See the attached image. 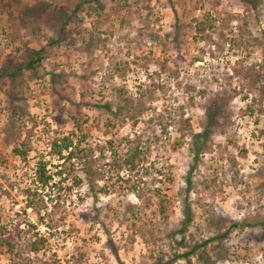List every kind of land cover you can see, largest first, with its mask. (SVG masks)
Returning a JSON list of instances; mask_svg holds the SVG:
<instances>
[{
  "label": "rangeland",
  "instance_id": "rangeland-1",
  "mask_svg": "<svg viewBox=\"0 0 264 264\" xmlns=\"http://www.w3.org/2000/svg\"><path fill=\"white\" fill-rule=\"evenodd\" d=\"M206 15L201 37L194 26ZM42 47L33 71L2 75ZM255 63H264V0H0V230L20 264H203V254L209 264H264V98L241 80ZM144 89L152 100L134 126L105 108ZM134 134L149 155L117 170ZM63 136L74 155L57 160L50 146ZM40 160L68 179L41 189ZM39 195L35 211L25 207ZM234 223L244 227L216 239ZM36 232L46 243L31 253ZM204 240L189 261L170 263ZM11 259L0 245V264Z\"/></svg>",
  "mask_w": 264,
  "mask_h": 264
},
{
  "label": "trees",
  "instance_id": "trees-1",
  "mask_svg": "<svg viewBox=\"0 0 264 264\" xmlns=\"http://www.w3.org/2000/svg\"><path fill=\"white\" fill-rule=\"evenodd\" d=\"M243 4L245 5H250L252 7H255L257 4V0H241ZM47 6H45L46 8ZM33 14V11L29 10L28 14H25V20L23 21L25 23L26 20H28L27 17H30ZM210 16L206 15L205 17H202L199 21L195 22L194 30L203 37L205 31L208 26V22L210 21ZM44 51V48H40L39 50H33L30 51L27 55L26 61L23 63L17 64L15 67H11L9 64H6L2 68V75L7 76L11 79H14L19 73L23 71H28L31 72L35 69V67L39 66L42 62V53ZM162 69L164 71H167V66L165 64H162ZM264 69V63H255L246 68L244 71V74L241 77V80L243 81V84L247 86V89L249 92L258 94L262 99L264 98V81H263V74H261V70ZM152 100L151 97V91L148 89H144L140 92L138 97H132L127 94H120L118 93L117 96V101H116V106L114 108V111L110 109L108 105L105 106L107 111H109L115 119H119V117H126L128 120L131 121V124L134 126L140 117L148 110V103L149 101ZM182 115V114H181ZM179 120L175 121L176 123H183L185 127H189L187 123V119H183L182 116H179ZM160 120V119H159ZM160 124V129L161 131L165 130V123H161V121H158ZM75 127H78L77 123H74ZM210 127V126H207ZM206 127V128H207ZM73 135V134H71ZM198 136V135H197ZM124 146H126V150L123 154V157L119 159L118 162H112L111 165L114 168H117V170H123L126 169L129 172L135 171L138 166H141L145 160L147 159V156L149 155V146H141L140 142V134H134V137L132 139H127L124 138ZM73 142L74 140L72 139V136H63L59 139L54 140L50 146V155L56 157L57 160H63V159H69L73 157V153L71 152V149L73 147ZM13 151L17 154L24 155V152L19 150L18 148H14ZM63 152H66L67 155H64ZM145 174L147 173V168L144 170ZM35 182L39 185L41 189H45L47 187H50L52 184V181L54 180V176L57 175L59 176V181L64 182L68 179L67 176H62L60 177L61 174L60 172H49L46 169V161L40 160L36 163V168H35ZM86 175H90V171L86 170L85 171ZM188 185L190 184V180L186 179ZM51 182V184H50ZM74 184L77 186L80 184V180H74ZM135 192L134 195H137V189L132 188ZM35 191V190H34ZM103 193L104 190H102ZM29 193V192H28ZM33 193H38V192H33ZM43 201V196L39 195V198L37 199H31L29 202L25 204L26 208H30L31 210L36 209L37 205L39 203H42ZM184 214H185V220L183 224L181 225L180 228H178L176 231L177 233H180L184 235L185 231H187V226L189 224V209L186 207L184 209ZM40 218V217H39ZM241 224L234 223L230 226V228H227L224 230L222 233L218 234L216 236V239L222 240L225 238L227 235L229 229L231 228H242ZM15 234L19 235L20 230H18V225L15 224L13 226ZM27 229L29 230H34L36 229L35 226L27 222ZM4 232H7V238L3 239L0 238V245H4L6 253H8L12 258L18 257V260L11 259V264H20L19 259H23L22 256L20 257L21 253L20 250L17 249V243H15L12 240V235L10 234V231L6 228L3 227L0 230V237H3L1 235H4ZM37 238L35 240L29 241L28 242V247H29V252L35 253L40 251L39 246H44L46 243V239L40 235L35 233ZM211 240L213 238H210ZM184 242V237L181 238L177 244L183 245ZM208 240H204L201 243H194L192 244L185 252L182 254H175L172 256L170 263L178 260V259H183L186 261H189V257L191 255H195L199 248L206 247L208 244ZM199 261L203 264H209V258L206 254H203L201 256H198ZM264 257V253H263ZM40 264H58V261L55 259H52L51 261L44 259L43 261L40 262Z\"/></svg>",
  "mask_w": 264,
  "mask_h": 264
}]
</instances>
